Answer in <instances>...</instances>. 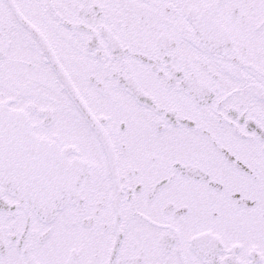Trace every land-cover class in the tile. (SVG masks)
<instances>
[{
    "label": "snow or ice",
    "instance_id": "6c2138e0",
    "mask_svg": "<svg viewBox=\"0 0 264 264\" xmlns=\"http://www.w3.org/2000/svg\"><path fill=\"white\" fill-rule=\"evenodd\" d=\"M0 264H264V0H0Z\"/></svg>",
    "mask_w": 264,
    "mask_h": 264
}]
</instances>
